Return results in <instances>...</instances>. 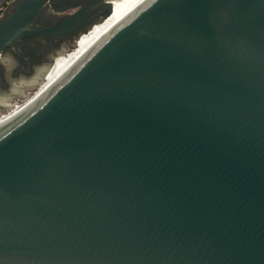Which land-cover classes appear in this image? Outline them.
Listing matches in <instances>:
<instances>
[{"label": "water", "instance_id": "obj_1", "mask_svg": "<svg viewBox=\"0 0 264 264\" xmlns=\"http://www.w3.org/2000/svg\"><path fill=\"white\" fill-rule=\"evenodd\" d=\"M42 1L0 56L80 13L30 27ZM28 103L0 122V264H264V0H145Z\"/></svg>", "mask_w": 264, "mask_h": 264}, {"label": "flooded vegetation", "instance_id": "obj_2", "mask_svg": "<svg viewBox=\"0 0 264 264\" xmlns=\"http://www.w3.org/2000/svg\"><path fill=\"white\" fill-rule=\"evenodd\" d=\"M22 1L0 0V21L10 15ZM112 3L113 0H43L30 20V27H48L64 21L74 12L80 13L64 30L23 35L6 45L0 58V88L9 85L8 78L12 74L19 71L33 74L44 69L56 54L63 52L64 46L74 44L82 34L108 16L113 9ZM5 54L16 61V67L10 74L7 66L2 64L3 58L9 61Z\"/></svg>", "mask_w": 264, "mask_h": 264}, {"label": "bare ground", "instance_id": "obj_3", "mask_svg": "<svg viewBox=\"0 0 264 264\" xmlns=\"http://www.w3.org/2000/svg\"><path fill=\"white\" fill-rule=\"evenodd\" d=\"M144 1L145 0H113V9L111 8L112 12L110 10L111 13L104 19H102L99 23L94 25L91 29H89L88 32H86L87 30L84 31L86 33L82 34L78 38L76 46L73 49L68 52H61L54 56L53 61L46 65L43 69V74L45 73V75L48 76L45 81H43L39 86L38 90L32 96L24 99L21 103H14L9 105L8 110L0 113V122L12 116L13 114H15V112L21 110L28 102H33V100L39 94H41V92H43L50 84H52L60 76H62L80 58V56H82L84 52H86L113 26H115L118 22L128 16ZM0 58H2V56H0ZM36 72H40V70H37ZM7 105L8 104L4 102V97L0 96V106Z\"/></svg>", "mask_w": 264, "mask_h": 264}, {"label": "rangeland", "instance_id": "obj_4", "mask_svg": "<svg viewBox=\"0 0 264 264\" xmlns=\"http://www.w3.org/2000/svg\"><path fill=\"white\" fill-rule=\"evenodd\" d=\"M76 43H77V41L75 42L74 46H73V44L64 46L63 52H68L71 49H73L76 46ZM61 52H59V53H61ZM5 55L8 58V55L7 54H5ZM9 57H11V56H9ZM11 58H13V57H11ZM2 64L4 66L8 67L10 64V61L3 58ZM47 76L48 75H45V73L43 74V69L40 70V72H34L33 74H31V73L26 74L22 71H19L16 74H12L8 78L9 85L7 87L0 88V96L4 97V102L6 104H8L7 106H0V113L8 110L9 105L14 104V103H16V104L21 103L24 99L32 96L38 90V88L42 84V82L45 81ZM12 87H13V89H12Z\"/></svg>", "mask_w": 264, "mask_h": 264}, {"label": "clouds", "instance_id": "obj_5", "mask_svg": "<svg viewBox=\"0 0 264 264\" xmlns=\"http://www.w3.org/2000/svg\"><path fill=\"white\" fill-rule=\"evenodd\" d=\"M8 59L10 61V64L7 67V71L10 74L16 67V61L13 58H11V57H9Z\"/></svg>", "mask_w": 264, "mask_h": 264}]
</instances>
